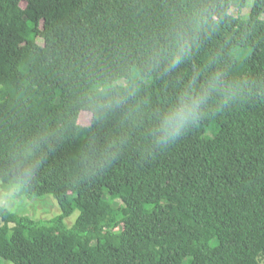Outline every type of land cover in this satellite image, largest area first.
<instances>
[{
	"label": "trees",
	"instance_id": "obj_1",
	"mask_svg": "<svg viewBox=\"0 0 264 264\" xmlns=\"http://www.w3.org/2000/svg\"><path fill=\"white\" fill-rule=\"evenodd\" d=\"M194 2L0 0V184L12 178V149L44 138L42 162L15 194L52 196L60 210L43 221L0 208V264H264V100L212 115L162 153L145 151L139 112L159 110L192 76L264 81V0L245 20L230 9L247 0H216L219 31L175 70L149 73L146 54L173 12ZM106 74L139 91L96 120L81 96Z\"/></svg>",
	"mask_w": 264,
	"mask_h": 264
},
{
	"label": "clouds",
	"instance_id": "obj_2",
	"mask_svg": "<svg viewBox=\"0 0 264 264\" xmlns=\"http://www.w3.org/2000/svg\"><path fill=\"white\" fill-rule=\"evenodd\" d=\"M221 13L216 0H195L173 12L168 28L161 34L151 51L146 54L149 73L163 68L175 70L198 50L201 41L219 31ZM211 63V60L208 61ZM90 87L81 96L82 106L101 120L123 108L139 91V85L116 74H106L89 82ZM264 100V81L229 78L223 70L207 75L201 82L199 74L192 76L177 89L175 98L157 111L139 112L148 117L147 155L154 156L177 144L189 132L214 114L225 109ZM44 138L32 139L15 146L11 153V180L0 193V208L9 206L12 195L23 192L30 184L42 162L36 152ZM115 152H107L102 162L110 163Z\"/></svg>",
	"mask_w": 264,
	"mask_h": 264
},
{
	"label": "rangeland",
	"instance_id": "obj_3",
	"mask_svg": "<svg viewBox=\"0 0 264 264\" xmlns=\"http://www.w3.org/2000/svg\"><path fill=\"white\" fill-rule=\"evenodd\" d=\"M254 0H247L245 7L241 10L238 9L235 3H232L230 14L240 19H248L253 7ZM264 19V15L261 16ZM47 100H54V93L48 92L44 95ZM78 122L80 125L86 126L90 122V114L83 111L79 114ZM3 187L0 184V193H3ZM7 210L18 214L19 216H27L34 220H51L60 214V210L56 200L52 196H44L39 198H28L26 196L16 195L11 197L9 206L5 207ZM79 212L75 211L69 218L65 220L68 227H71L78 217ZM11 264V263H5Z\"/></svg>",
	"mask_w": 264,
	"mask_h": 264
}]
</instances>
